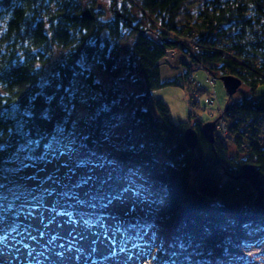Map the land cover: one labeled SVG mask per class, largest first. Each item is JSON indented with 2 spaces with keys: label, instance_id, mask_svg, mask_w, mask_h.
Segmentation results:
<instances>
[{
  "label": "trees",
  "instance_id": "1",
  "mask_svg": "<svg viewBox=\"0 0 264 264\" xmlns=\"http://www.w3.org/2000/svg\"><path fill=\"white\" fill-rule=\"evenodd\" d=\"M191 1L123 0L119 9L114 0V18L104 20L93 7L87 10L94 19H85L79 0H0V224H8L0 228L1 237L29 226L25 210L46 206L28 185L38 176L36 168L76 153L74 168L92 162L107 168L86 193L72 184L59 191L52 210L66 219L90 225L105 221L136 173L158 210L138 219L136 230L128 224L122 232L136 237L140 230L156 229L162 264H247L254 246L264 257V210L254 204L257 193L249 183L230 179L216 199L196 188L205 175L219 178L213 167L239 175L251 164L264 180V147L241 148L243 123L264 126V94L256 96L264 85V0H205L194 21L182 23ZM127 4L138 7L147 26L137 22ZM191 32L203 43L205 67L215 77H238L253 94L228 106L242 118L231 117L233 143L244 156L240 161L228 159L217 142L209 143L201 134L202 122L196 121L198 173L193 172L195 153L184 140L193 114L187 124L177 125L167 104L152 97L163 86L160 68L167 50L193 54L179 39ZM127 34L132 36L126 63L134 90L124 93L120 42ZM57 48L68 53L58 73L42 83L43 66ZM82 61L100 67L112 85L96 81ZM192 75L188 68L182 78ZM79 76L87 93L75 89Z\"/></svg>",
  "mask_w": 264,
  "mask_h": 264
},
{
  "label": "rangeland",
  "instance_id": "2",
  "mask_svg": "<svg viewBox=\"0 0 264 264\" xmlns=\"http://www.w3.org/2000/svg\"><path fill=\"white\" fill-rule=\"evenodd\" d=\"M204 1L192 0L181 17L182 23H186L190 19L194 21L197 9ZM79 2L83 11L93 7L94 10L104 13L102 19L114 18L112 11L114 0H79ZM117 3V7L120 9L123 0H117ZM127 6L137 16V22L143 26L148 25V21L142 16L138 7L131 4H127ZM131 45V35L126 36L120 42L121 75L127 79V82L120 84L124 93L134 90L130 84L132 79H130V70L126 63L130 56ZM176 51L180 55L172 60L169 58L160 68L163 86L152 91L154 99L163 100L167 104L175 124H187L191 113L195 121H192L188 127L195 128L194 124L198 119H202L204 123L216 121L222 112L229 110V103L240 100L243 95L252 97L253 94L244 83L239 91L230 97L224 82L218 78L219 76L213 78L216 84L212 86L209 83L207 72L200 70L194 73L193 78L206 93L201 97L200 105L197 102V106H192L185 95L188 85L184 84L185 78H182V70L186 72L187 67L182 70L179 67L180 64H184V66L189 64L186 61L187 56L179 50ZM67 53L66 50L60 48L55 50L51 61L43 66L42 83L49 82L58 73ZM81 64L93 71L96 81L109 87L112 85V78L104 72L100 73L101 68L96 64L85 61H82ZM190 84L193 83L190 82ZM87 86L85 78L79 76L75 89L87 93ZM214 92L217 98L215 106L208 103V98H215ZM262 94H264V85L258 87L256 96L261 97ZM262 117L264 118V116ZM215 138H217L216 130ZM108 149L111 148L106 147V150ZM74 155L76 153L62 155L55 162L36 168L39 169L38 176L35 180L30 179L28 183L31 195H41L45 199L46 206H50V209H46L45 206L25 210L23 220L29 226L22 228V232L0 236V264H162V255L159 250L161 243L156 229L140 230L138 231L140 235L136 237L122 232L128 224L134 225L132 229L136 230L138 219H149L158 210V204L155 206L152 192L147 188L146 182L140 174L134 173L131 176L124 199L120 200L112 216L106 217L105 221H96L92 225L78 224L76 220L66 219L59 214L58 210H52L57 207L58 198L61 197L59 191L66 184L75 185L82 193H86L93 185V178L102 174L107 168L106 164L102 162H92L91 166L84 165L74 168L72 167ZM226 156L228 159L236 161H240L244 157L238 148L232 146L228 149ZM195 157L200 158L198 150L195 151ZM212 170L216 171L215 167ZM226 179L222 177L223 182ZM5 222L0 224V228L8 227H4L7 224ZM233 264L238 263L234 262ZM247 264H264V257L260 255L258 247L254 246L249 251Z\"/></svg>",
  "mask_w": 264,
  "mask_h": 264
},
{
  "label": "built area",
  "instance_id": "3",
  "mask_svg": "<svg viewBox=\"0 0 264 264\" xmlns=\"http://www.w3.org/2000/svg\"><path fill=\"white\" fill-rule=\"evenodd\" d=\"M220 28V27H219ZM197 33H187L184 37H179L181 41L185 44V47L190 51V53H193L197 55L201 61H197L196 58L193 56V54H186L187 56L186 61L187 65H190L194 68L195 71L204 70L207 72L209 83L214 86L215 81L213 79L212 73L205 67L203 63V55H202V48L203 43L198 40ZM184 55V53H182ZM180 55L177 53L175 49H169L167 50V55L164 60H162L161 63H166V61L170 58L171 60L175 57ZM225 56L227 57H234L232 53H228L225 51ZM184 64H180V68L182 69ZM193 83V84H190ZM188 85V86H187ZM187 88L185 89V95L187 98V101L192 105H197V102L200 105L201 97H203L206 93L201 86L196 83L195 81H189L186 83ZM189 93V94H188ZM215 98H208V103L210 105L215 106L216 104V94L213 93ZM222 112V111H221ZM235 115L236 121H242V118L237 114L236 110H233V112H222L220 117L217 119L216 122V134L218 138V143L220 146L223 147V149L228 150L230 146L234 145V134H231L230 127L233 126V120L232 116ZM243 132H241V148L244 150H250V144L251 143H257L264 147V126L262 124H257L254 127H252V124H250L249 128L245 125V123L242 124ZM219 174H222V171H218ZM227 178V177H225ZM227 180V179H226Z\"/></svg>",
  "mask_w": 264,
  "mask_h": 264
},
{
  "label": "water",
  "instance_id": "4",
  "mask_svg": "<svg viewBox=\"0 0 264 264\" xmlns=\"http://www.w3.org/2000/svg\"><path fill=\"white\" fill-rule=\"evenodd\" d=\"M85 19H94V16L91 10H87L83 13ZM221 81L224 82V85L227 89V92L230 97L234 96L242 86V80L238 77L231 75H223L219 77ZM215 121L206 122L202 124L201 134L202 136L211 144H214L216 141L215 138ZM184 140L186 145L195 152L199 143L200 135L195 128L192 126L188 127L184 132ZM201 169V160L196 157L194 159L193 172L198 173ZM232 180H246L251 186L252 190L257 193L255 199V205L264 210V180L260 172L256 169L255 166L251 164H245L239 175H231L227 173ZM198 192L207 196L211 199H216L221 194V187L219 181L211 176H203L196 185Z\"/></svg>",
  "mask_w": 264,
  "mask_h": 264
},
{
  "label": "bare ground",
  "instance_id": "5",
  "mask_svg": "<svg viewBox=\"0 0 264 264\" xmlns=\"http://www.w3.org/2000/svg\"><path fill=\"white\" fill-rule=\"evenodd\" d=\"M233 126H234V124H233ZM230 127V132H231V134H233L234 132H235V127Z\"/></svg>",
  "mask_w": 264,
  "mask_h": 264
},
{
  "label": "flooded vegetation",
  "instance_id": "6",
  "mask_svg": "<svg viewBox=\"0 0 264 264\" xmlns=\"http://www.w3.org/2000/svg\"><path fill=\"white\" fill-rule=\"evenodd\" d=\"M112 11L114 12V9H112Z\"/></svg>",
  "mask_w": 264,
  "mask_h": 264
}]
</instances>
